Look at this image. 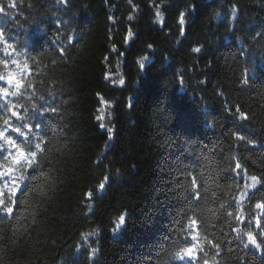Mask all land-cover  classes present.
<instances>
[{"label": "trees", "instance_id": "obj_1", "mask_svg": "<svg viewBox=\"0 0 264 264\" xmlns=\"http://www.w3.org/2000/svg\"><path fill=\"white\" fill-rule=\"evenodd\" d=\"M9 2L0 0V5ZM16 4L15 9L5 8L7 16L0 13L4 39L17 51L27 43L38 63L29 78L36 85L32 101L27 95L33 89L19 100L31 119L13 123L43 121L50 151L44 162L47 195L18 205L16 213L24 217L19 224L0 222V264H183L171 253L185 246L182 226L192 215L182 187L189 184L188 170L199 174L207 188L197 218L201 234L220 244L219 264H264V245L244 247L247 232L264 241V220L260 227L256 224L264 210L255 207L264 202V185L247 194L243 185L250 175L264 177V0ZM157 10L163 24L156 22ZM180 12H185L184 25ZM129 28L134 36L126 42ZM61 47L66 48L63 56ZM195 47L201 51L193 52ZM144 55L149 56L148 70L141 73L137 60ZM0 59H10L2 42ZM246 70L249 82L244 84ZM105 72L112 73V80L123 76L125 86L106 81ZM101 96L111 106L102 105ZM32 103L49 111L34 115ZM237 106L247 120L238 118ZM101 108L104 121L96 119ZM101 123L113 128L111 140ZM234 132L256 146L234 139ZM236 162L242 165L239 171H233ZM105 175L109 180L101 193L96 189ZM90 190L94 199L87 201ZM237 202L243 208L242 223L234 219ZM88 204L93 205L90 213ZM124 212L126 224L114 233V223ZM89 232L98 235L85 243L81 233ZM89 244L98 249L92 259ZM204 251L212 264L216 249L205 242Z\"/></svg>", "mask_w": 264, "mask_h": 264}, {"label": "snow or ice", "instance_id": "obj_2", "mask_svg": "<svg viewBox=\"0 0 264 264\" xmlns=\"http://www.w3.org/2000/svg\"><path fill=\"white\" fill-rule=\"evenodd\" d=\"M58 4L67 6L68 0H56ZM129 3H132V0H129ZM15 9L17 7L16 0H10L7 6L0 5V13L8 15L5 8ZM196 5H190V10L195 11ZM237 12V7L233 5L231 15L235 18ZM156 22L163 24V16L159 10L155 13ZM14 19V18H11ZM109 19H113L109 17ZM133 19L132 15L128 16V20ZM59 23V22H58ZM64 23H67L66 21ZM179 23L184 25L185 23V12L179 13ZM38 31L43 32L44 29L39 28ZM181 35L184 34V29L181 27ZM5 29L0 27V42L4 44V55L10 57V59H0V66L3 67L4 71H0V82H5L7 86L0 87V100H3L4 103L0 104V179H3V184H0V222L3 220H14L16 224L24 219L23 214H17L16 209L19 204L28 205L29 199L32 196H45L47 195L45 191V185L48 181V174L44 168V162L47 160V153L50 151V143L47 139L48 132L42 127L43 121H38L35 124L21 123L16 125L13 123V119L17 121H25L26 119H31L29 116L28 107L19 103V100L25 98L27 89H33V92L27 95V100L32 101L33 96L35 95V88L31 80L29 79L32 76L34 71L32 65L37 64L36 61L30 54L28 44L26 43L23 50L17 51V49L7 40L4 39ZM260 35V33H257ZM134 33L131 28H129L125 41L128 42L132 39ZM255 38V37H254ZM59 39V37H57ZM71 42V38H69ZM148 49H153V45L149 44ZM66 51L65 47H61L59 52L63 56ZM113 51H116L115 46H113ZM193 52L199 53L201 51L200 47H195L192 49ZM123 56L124 53H118ZM149 56L144 55L137 60L138 69L141 73H146L148 70ZM51 63H55L52 61ZM264 67V66H262ZM255 73H253L254 75ZM104 79L106 81H111L115 85L121 87L125 86L126 80L123 76H120L118 80H112V73L105 72ZM247 70L245 72V77L242 80V83L247 84ZM139 83V81H138ZM181 85H183V78L180 79ZM99 96V94H98ZM8 97L17 98L16 101L9 100ZM39 99H43L40 97ZM131 101V98H129ZM100 102L104 106H111L110 102L105 100L102 96L100 97ZM132 104L129 102L128 107L131 108ZM23 114H21V111ZM31 110L34 115H43L48 112L49 109L45 108L43 105H37L36 103L31 104ZM231 111V109H228ZM52 112H55L56 109H51ZM99 115L96 119L98 121L105 120L104 108L98 110ZM235 113L238 114V118L242 120H247L248 115L244 113L238 106L235 108ZM102 129L106 128L104 123L100 124ZM27 129V131H24ZM106 131L109 133L108 140L113 138V128L107 127ZM10 133H16L21 140L14 138ZM234 139L242 141L248 145L256 146V142L253 140H248L240 132L232 133ZM242 169V165L239 162L235 163L233 171H239ZM246 172V170H245ZM199 174H193L191 170L186 171V177L189 179V184L184 187V192L187 193V197L190 199L192 215L187 217V224L182 226V231L184 233L185 246L179 248V250L171 253L172 259L182 261L184 264H209V259L207 253L204 251V244L207 242L212 248L216 249V253L211 257L212 264H219V261L216 259L221 255L220 244L214 243L212 240H209L206 235L201 234L200 223L197 218V209L203 211L201 208V202L205 199L202 196V192H207V188L203 187L198 180ZM109 180L107 175L104 176L103 180L97 186V191L103 192L106 183ZM250 181L247 184L249 189H256L258 185H264V177L257 175L248 176ZM183 195V193H182ZM20 196L25 197L20 199ZM85 199L87 201H92L94 199L93 191L90 190L85 194ZM238 203V212L234 215L233 212H227L228 216H233L234 219L238 222H243L244 217L240 213L243 212L242 206ZM89 213L92 211V204H88ZM257 209L264 210V202H257L255 204ZM221 209H225V205H220ZM27 211V208L25 209ZM207 211L212 212L215 215V212L209 208ZM126 215L127 213H121L116 219L113 227V232L119 231L126 224ZM261 220H264V216L256 217V224L258 227L261 226ZM18 231V229H17ZM26 231V229H25ZM233 231L240 234V228H234ZM98 235V232H89L81 233L82 239L85 243L88 242L89 236ZM244 235L247 236V243L244 244V247L247 248L249 244L254 246L256 249H262L264 241L257 240L256 236L252 232H247ZM82 245H78L76 248V253L79 254L81 251ZM98 249L88 245L89 259L95 257ZM203 253V256H201ZM67 264V262H65Z\"/></svg>", "mask_w": 264, "mask_h": 264}, {"label": "rangeland", "instance_id": "obj_3", "mask_svg": "<svg viewBox=\"0 0 264 264\" xmlns=\"http://www.w3.org/2000/svg\"><path fill=\"white\" fill-rule=\"evenodd\" d=\"M248 182H250V181L248 180ZM243 185H244V193L247 194L250 189L247 187V184H243ZM244 193H243V196L245 195Z\"/></svg>", "mask_w": 264, "mask_h": 264}]
</instances>
